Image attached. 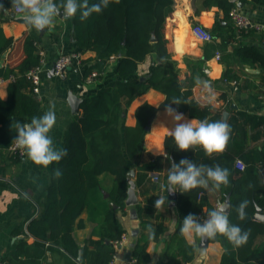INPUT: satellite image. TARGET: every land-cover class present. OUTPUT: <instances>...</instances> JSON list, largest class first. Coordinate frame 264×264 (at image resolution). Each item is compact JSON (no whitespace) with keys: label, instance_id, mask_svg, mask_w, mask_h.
Here are the masks:
<instances>
[{"label":"trees","instance_id":"1","mask_svg":"<svg viewBox=\"0 0 264 264\" xmlns=\"http://www.w3.org/2000/svg\"><path fill=\"white\" fill-rule=\"evenodd\" d=\"M98 2L89 0L90 5ZM238 2L264 8V0H192L195 15L212 7L218 8L210 29L214 40L205 43L204 57L186 59L192 86L206 77L205 63L214 57L216 51L221 52L225 80L237 79L236 66L248 65L264 70V41L259 44L245 42L241 38L255 30L237 31L230 20V11ZM0 4L4 5L3 9L12 6L11 0H0ZM174 11L175 0H110L101 13H94L87 20L82 21L79 12L72 17L76 46L82 52H96L95 59L88 61L89 72L98 70L100 78L114 56L117 57L116 70L120 80L110 89L82 99L79 114L64 133L62 150L66 149L68 154L51 165L49 185L38 199L40 211L27 225L28 234L36 239L31 244L24 239L12 244L2 258L5 264H77L79 257L82 264H111L115 254L113 241L125 232L116 213L126 207L131 161L139 156V147L157 111L179 101V105L173 104L172 107L191 118L210 122L222 120L220 109L200 104L193 97L192 87H184L179 79L178 61L173 58L165 35L167 20ZM18 19L23 21L22 17ZM40 39L38 31L31 28L24 41L26 56L16 70L0 69L1 76L6 77L10 72L15 76L9 86L8 100L0 99V148L7 149L17 136L11 127L13 122L24 123L16 117L31 121L34 116L38 117L41 109V102L27 77V72L41 63L37 47ZM11 41L4 36L0 26V53ZM148 58L153 60L152 69L148 74H140L141 64ZM150 89L164 93L165 101L158 107L149 103L141 105L136 112V124L125 126L127 109L133 100ZM247 123L252 127L264 125V117L234 109L227 123L231 128L227 147L212 156H208L201 146L187 152L180 151L169 134L164 141L167 154L177 163L186 157L197 165H220L230 172L229 184L220 188L224 198L230 195V222L247 231L248 238L241 246H235L222 235L211 238L221 241L225 248L221 264L253 261L264 264V241L257 243L259 237H264V222L248 220V216L256 213L257 207L264 212V169L263 173L260 172L264 167V145L261 150H247ZM238 159L245 163L243 170L236 166ZM57 168L62 171L59 179L54 176ZM103 175H110L113 180L107 197L101 186ZM176 191L175 205L181 221L179 229L183 217L189 213L198 216L205 207L206 213L214 209L205 198L204 188L185 193L179 188ZM245 200L248 201L246 217L241 220L236 208ZM136 206L142 211L139 204ZM84 212L88 213L90 220L101 217L103 220L98 231L99 239L87 238L81 245L75 238L74 229L76 225L84 227L81 219ZM163 229L162 224L153 228L142 220L139 235L134 246L129 247L128 255L136 258L137 263H145L148 244L157 240ZM193 250V246L184 245L176 256L156 264H183L192 258ZM48 253L57 259L49 263Z\"/></svg>","mask_w":264,"mask_h":264},{"label":"crops","instance_id":"2","mask_svg":"<svg viewBox=\"0 0 264 264\" xmlns=\"http://www.w3.org/2000/svg\"><path fill=\"white\" fill-rule=\"evenodd\" d=\"M56 3H61V0H56ZM241 9L254 21L264 22L263 7L244 5ZM217 11V7H212L209 11L195 15L192 0H175V11L167 20L165 35L168 39L169 50L173 58L178 61L179 79L184 87H192L193 97L200 104L220 109L222 120L226 123L233 115L234 109L264 117V70L262 68L248 65L236 66L237 79L225 80L222 77L224 65L213 57L205 63V68H208L206 77L201 78L194 86L189 83L191 72L187 67L186 59L203 58L205 45L204 42L198 41L193 36L192 25L193 23H202L211 29ZM18 17H22V14H17L12 6L5 9L0 8V26L3 34L12 39L11 44L0 53V69H4V71L9 68L16 70L15 67L26 56L24 41L31 28ZM38 33L41 38L37 42L38 52L44 59V65L40 72V93L37 94V98L41 102L38 117L50 108L54 110L57 122L50 132V136L54 141L55 148L62 150L65 130L79 114L81 100L87 95L110 89L120 80L116 70L117 57H112L109 60L107 70L92 83L86 81V76L90 73L88 61H93L96 57V52L93 50L83 52L81 63L71 65L63 75L56 76L52 72L55 59L61 53L80 50L74 40L72 18H65L61 14V16L55 17L51 27L38 31ZM241 39L250 44H259L264 41L261 32L257 31L250 32ZM152 65L153 60L148 58L141 64L140 74H148ZM12 75L11 72L6 77L0 75V79H2L0 80V99L4 102L8 100L9 86L14 81ZM165 98V94L156 89H150L137 96L127 109L124 125L134 126L136 124V112L141 105L149 103L158 107L165 101ZM183 114L187 120H198ZM16 118L24 123L31 122L25 117ZM161 125L168 129L174 127L172 120L165 114V109H159L155 114L139 147V156L131 161L130 171L134 172L132 179L136 183L138 199L136 205L139 204L142 211H139L136 205L129 206L127 204L124 209L117 211L116 215L125 228L122 235L125 233L129 235V242L119 250L111 264H140L132 261L133 257L128 255V251L131 247L130 243H135L139 235L142 220L150 223L153 228L159 224L164 226L162 232L158 234V239L151 240L148 244V260L142 264H156L160 260H168L176 256L184 245H191L194 250L191 252L192 258L184 261L183 264H221L225 250L221 241L210 238L208 245L204 248L200 247L201 238L199 237L189 242L182 235H177L180 232L181 221L176 205L171 206L170 200L166 199L161 211H157L154 206L158 197L167 198L168 196L167 174L170 162L173 160L167 154L164 144L165 137L169 134L168 130L160 127ZM246 127L249 131L247 150H261L264 145V125L252 127L247 123ZM51 165L47 168L37 166L27 156L13 158L6 148H0V259L16 241L24 239L30 244L35 241L36 238L28 234L27 225L40 211L38 199L49 185ZM263 169L264 167L260 168L261 173H263ZM154 176H158V180H155ZM112 185L113 180L110 175L101 177V186L106 197ZM204 195L214 208L226 200L222 189L215 188L211 181L209 188L204 189ZM203 212H207V207ZM81 219L84 221V227L75 226L76 240L83 245L87 238L99 239L98 231L103 217L95 221L90 220L88 213L84 212ZM21 225L23 226L21 227ZM149 233L153 234L152 231ZM262 241H264L263 236L258 238L257 243ZM56 259L57 257L48 253L49 263ZM77 264L82 263L78 261ZM245 264L258 263L253 261Z\"/></svg>","mask_w":264,"mask_h":264},{"label":"clouds","instance_id":"3","mask_svg":"<svg viewBox=\"0 0 264 264\" xmlns=\"http://www.w3.org/2000/svg\"><path fill=\"white\" fill-rule=\"evenodd\" d=\"M12 8L22 14V19L27 26L37 31H42L53 25L57 16L72 18L79 12L82 21L87 20L92 14H99L106 8L110 0H99L98 3L89 4V0H11ZM0 8H4L0 4ZM179 105V101H173L165 107V114L172 120L174 127L168 129L169 135L180 151L187 152L195 146H201L208 156L222 153L229 142L231 128L223 120L210 122L208 120H187L183 113L172 105ZM57 122V117L51 108L42 116H34L30 123H14L11 127L17 132L12 145L21 150L29 160L37 166L49 167L54 162L58 163L68 153L67 150H58L50 136ZM230 172L220 165L209 166L195 163L188 158H182L178 163L171 160L168 168L166 188L168 196L170 193L190 192L195 188H209V182L219 189L221 185L229 184ZM55 178L62 177L61 169L54 171ZM161 196L154 202L157 211H161L168 199ZM170 202V201H169ZM248 201H242L236 208L239 219L246 217ZM181 235L189 242L199 237L215 238L217 235L224 236L235 246L243 245L248 238V232L239 225L232 224L229 219V205L219 203L213 210L208 211L207 218L189 213L182 219L180 227Z\"/></svg>","mask_w":264,"mask_h":264},{"label":"built area","instance_id":"4","mask_svg":"<svg viewBox=\"0 0 264 264\" xmlns=\"http://www.w3.org/2000/svg\"><path fill=\"white\" fill-rule=\"evenodd\" d=\"M16 12V11H15ZM17 13V12H16ZM21 14V13H17ZM230 20L234 24L237 31H244L248 29H254L257 32H261V34H264V22H256L254 21L249 15H247L245 12L242 11V9L238 6H235L230 11ZM193 36L198 40L202 41L204 43L206 42H212L214 40L212 33L210 29H208L204 24L202 23H193L191 28ZM114 57V56H113ZM214 58H216L218 61H221V52L216 51L214 54ZM83 61V52L78 51H72L69 53H61L54 61L52 72L56 76H61L64 74V72L69 68L71 65L75 63H81ZM44 65V59L41 57V63L39 66L30 69L27 72V77L31 80L33 84V92L36 94L40 93V87H41V77L40 72ZM208 72V68H205V73ZM101 73L93 69L87 76L86 81L89 83L94 82ZM13 80H15V76H11ZM2 80V79H0ZM236 83V81H234ZM9 154L14 158H23L26 156L21 150L17 149L14 145H11L7 148ZM237 168L243 170L245 168V163L238 159L236 161ZM158 176H154L155 180H158ZM198 216H202L203 218H207L206 212H201L198 214ZM129 235L126 233L121 236L118 240L114 241V248H115V254L114 258L117 257V254L120 249L125 247L128 244ZM113 261V260H112ZM133 262H136V258H132ZM0 264H5V262L0 259Z\"/></svg>","mask_w":264,"mask_h":264},{"label":"water","instance_id":"5","mask_svg":"<svg viewBox=\"0 0 264 264\" xmlns=\"http://www.w3.org/2000/svg\"><path fill=\"white\" fill-rule=\"evenodd\" d=\"M238 7H244V3L242 2H238L237 3ZM82 101V100H81ZM149 127V126H148ZM129 189H128V197L126 199V204L129 206H134L138 203V199H137V195H136V183L135 181L132 179L134 176V172L133 171H129ZM177 197V192L175 193H170L168 198L170 200V205L171 206H175V200ZM225 204L229 205V209H230V195H227L226 200L224 202ZM259 220V221H263L264 222V212L261 208L257 207V211L254 215L252 216H248V220ZM137 235V234H134ZM210 238H205V239H201V243H200V247L204 248L208 245ZM129 242V240H128ZM134 242L130 243V246H134ZM78 261L80 262V257L78 258Z\"/></svg>","mask_w":264,"mask_h":264}]
</instances>
